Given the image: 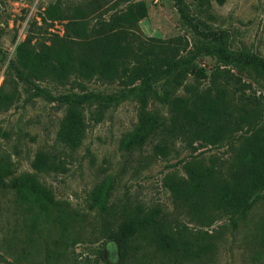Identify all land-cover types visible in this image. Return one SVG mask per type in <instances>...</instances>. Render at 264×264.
<instances>
[{"label":"rangeland","instance_id":"rangeland-1","mask_svg":"<svg viewBox=\"0 0 264 264\" xmlns=\"http://www.w3.org/2000/svg\"><path fill=\"white\" fill-rule=\"evenodd\" d=\"M93 1L0 0V89L4 86L6 92H14L17 88L15 105L0 113V167L6 169L4 180L8 184L0 186V264H264V201L245 218L238 219L237 227L229 216L207 226L191 215L179 213L165 184L170 174L186 176L184 161L190 156L205 166L222 168L225 173L232 162L231 148L191 147L178 140V152L154 160L146 159L152 145L131 155L120 151L122 137L139 124L141 103L133 92L139 83L127 86L119 81L74 78L66 86L49 81L37 84L53 97L91 92L111 100L99 123L93 120L96 106L85 110L87 137L80 149L72 152L57 143L66 107L35 95L33 86L18 79L12 66L16 65V48L28 36L37 48L64 38L75 10L84 9ZM142 1L148 5L149 16L139 24L137 33L142 39L156 38L170 46L179 45L180 57L187 63L183 85L172 89L174 96L192 98L212 87L210 77L222 64L218 57L206 52L205 46L217 45L216 38H222L229 51L264 58V0ZM97 5L98 10L87 19L88 30L102 18L124 10L128 3L95 0ZM52 6L59 7L69 18L43 22ZM223 68L248 85L246 95L259 97L264 106V83L252 68ZM164 83V78L154 83L160 94ZM235 87L232 83L229 89L233 91ZM147 106L148 113L164 124L169 122L168 106L155 99ZM261 119L264 122V112ZM42 151L63 159L64 170L35 171L32 163ZM30 176L52 192L55 204L50 210L33 198L20 199L16 186ZM108 183L113 186L109 206L117 217L137 207L144 212L161 209L173 236L186 241L185 246L191 251H200V256L192 260L177 258L142 244L133 245L124 260L122 247L107 237L109 231L117 230L118 223L104 224L90 210L92 192Z\"/></svg>","mask_w":264,"mask_h":264},{"label":"trees","instance_id":"trees-1","mask_svg":"<svg viewBox=\"0 0 264 264\" xmlns=\"http://www.w3.org/2000/svg\"><path fill=\"white\" fill-rule=\"evenodd\" d=\"M128 3L121 11H115L108 19L102 18L95 28L88 30L89 14L99 5L95 0L84 9H76L66 25L64 38L54 39L40 47L32 45L28 36L16 48L18 79L35 88V95L48 97L66 107L60 122L57 143L76 152L87 137L85 110L96 106L94 121L104 117V109L111 100L95 93H68L53 97L39 83L53 82L60 86L72 83V79L119 81L125 85L139 83L134 95L140 100L139 124L131 133H126L119 145L124 155H131L152 145L148 160L167 158L178 152L176 142L186 141L189 146L231 148L232 162L226 168L205 166L197 157L185 158L186 176L170 174L165 184L170 190L173 203L179 213L191 215L194 220L207 226L220 217L229 216L232 225H238L258 204L264 201V112L263 101L255 95H246L248 85L235 79L224 67L248 66L264 83V58L229 51L222 38L217 45L209 43L205 50L218 57V65L211 75L212 87L196 93L192 98L173 95V90L183 85V68L187 64L180 57L179 45L169 44L156 38L142 39L137 33L139 24L149 16L148 5L142 0H121ZM95 6V7H94ZM183 13V10L180 8ZM57 6H52L42 18L57 20L69 18ZM199 75L205 73L198 71ZM165 79L163 93L155 90L154 83ZM236 87L229 89L231 84ZM79 86L80 83H78ZM173 89V90H172ZM14 92L0 89V113L15 105ZM238 96V97H237ZM168 106L170 120L167 124L147 112L150 100ZM245 131V133H239ZM193 150H196L193 149ZM32 166L38 173L64 170L63 159L48 152H38ZM6 169L0 167V186L7 187L4 180ZM20 199L33 198L45 210L55 204L48 187L30 176L17 185ZM113 186L100 185L93 191L90 210L95 211L104 224H117L107 237L120 245L126 260L130 249L144 244L163 255L195 259L200 251H191L169 231L167 216L161 209L144 212L137 207L117 217L109 202ZM27 197V198H26Z\"/></svg>","mask_w":264,"mask_h":264}]
</instances>
